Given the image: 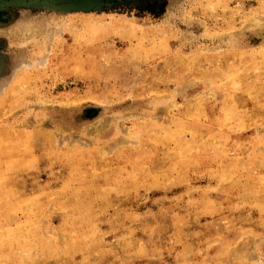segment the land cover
Listing matches in <instances>:
<instances>
[{"label": "rangeland", "instance_id": "rangeland-1", "mask_svg": "<svg viewBox=\"0 0 264 264\" xmlns=\"http://www.w3.org/2000/svg\"><path fill=\"white\" fill-rule=\"evenodd\" d=\"M263 28L264 0H0V264H264Z\"/></svg>", "mask_w": 264, "mask_h": 264}, {"label": "bare ground", "instance_id": "bare-ground-1", "mask_svg": "<svg viewBox=\"0 0 264 264\" xmlns=\"http://www.w3.org/2000/svg\"><path fill=\"white\" fill-rule=\"evenodd\" d=\"M264 29V28H263ZM263 29H261V30H263ZM260 30V29H259ZM161 44V43H160ZM162 45V44H161ZM42 61H45V59H42ZM90 110V109H89ZM88 112V111H87ZM90 116V115H89ZM11 150V149H10ZM1 238V237H0ZM4 241V240H3Z\"/></svg>", "mask_w": 264, "mask_h": 264}]
</instances>
